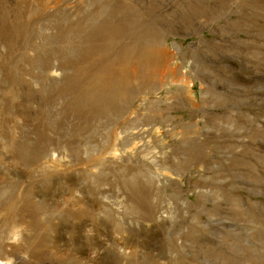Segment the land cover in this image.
<instances>
[{"label":"rangeland","instance_id":"obj_1","mask_svg":"<svg viewBox=\"0 0 264 264\" xmlns=\"http://www.w3.org/2000/svg\"><path fill=\"white\" fill-rule=\"evenodd\" d=\"M9 261L264 264V0H0Z\"/></svg>","mask_w":264,"mask_h":264},{"label":"bare ground","instance_id":"obj_2","mask_svg":"<svg viewBox=\"0 0 264 264\" xmlns=\"http://www.w3.org/2000/svg\"><path fill=\"white\" fill-rule=\"evenodd\" d=\"M114 29H115V28H114ZM106 37H107V36H106ZM109 39H110V38H109ZM111 40H112V39H111ZM111 40H110V41H111ZM110 41H109V42H110ZM119 43H120V42H119ZM111 44L113 45V43H111ZM109 45H110V44H109ZM110 46H111V45H110ZM113 46H114V45H113ZM131 46H132V45H131ZM132 47H133V46H132ZM107 48H108V46H107ZM85 49H86V48H85ZM103 50H104V48H103ZM121 51H122V50H121ZM128 51H129V50H128ZM99 52H100V51H99ZM103 52H104V51H103ZM106 52H107V51H106ZM117 54H118V53H117ZM131 54H132V53H131ZM104 55H105V54H104ZM126 56H127V55H126ZM106 59H107V58H106ZM120 60H121V59H120ZM108 61H109V60H108ZM143 61H144V60H143ZM111 62H112V60H111ZM111 62H110V63H111ZM120 62H121V61H120ZM105 63H106V62H105ZM141 63H142V62H141ZM111 65H112V64H111ZM94 66H95V65H94ZM138 66H139L138 69H140V65H138ZM95 67H97V66H95ZM99 67H100V66H99ZM129 67H130V66H129ZM105 68H106V67H105ZM119 68H120V67H119ZM142 69H143V67H142ZM94 70H95V69H94ZM101 70L104 71V69H100V71H101ZM97 71H98V70H97ZM88 72H89V71H88ZM104 72H105V71H104ZM128 72H129V71H128ZM95 73H96V72H95ZM97 73H98V72H97ZM99 73H100V72H99ZM102 73H103V72H102ZM92 74H93V73H92ZM135 74H136L135 71L133 72V74L130 73V75H134V76H135ZM93 75H94V74H93ZM101 75H102V74H101ZM137 75H138V73H137ZM94 76H95V75H94ZM102 76H103V75H102ZM124 77H126V76H124ZM135 77H136V76H135ZM93 78H94V77H93ZM108 78H109V77H108ZM115 78H116V77H115ZM120 78H121V77H120ZM124 79H125V78H124ZM92 80H93V79H92ZM96 80H97V79H96ZM99 80H100V78H99ZM86 81H87V80H86ZM105 81H106V80H105ZM105 81H104V82H105ZM88 82H89V80H88ZM98 82H99V81H98ZM86 83H87V82H86ZM94 83H95V82H94ZM89 85H90V84H89ZM97 85H98V84H97ZM92 86H93V85H92ZM85 87H86V86H85ZM94 87H95V86H94ZM83 88H84V86H83ZM82 90H83V89H82ZM87 90H88V89H87ZM85 91H86V89H85ZM85 91H84V92H85ZM91 91H92V90H91ZM88 92H89V91H88ZM100 93H101V92H100ZM82 94H83V93H82ZM98 95H99V94H98ZM90 96H91V95H90ZM87 97H88V96H87ZM97 97H98V96H97ZM82 98H83V97H82ZM85 98H86V97H85ZM85 98H84V100H85ZM80 99H81V98H80ZM84 100H83V101H84ZM89 100H90V99H89ZM87 101H88V100H87ZM92 101H93V100H92ZM110 101H111V100H110ZM90 102H91V100H90ZM95 102H96V101H95ZM98 103H99V102H98ZM92 104H93V103H92ZM5 264H6V263H5Z\"/></svg>","mask_w":264,"mask_h":264},{"label":"clouds","instance_id":"obj_3","mask_svg":"<svg viewBox=\"0 0 264 264\" xmlns=\"http://www.w3.org/2000/svg\"><path fill=\"white\" fill-rule=\"evenodd\" d=\"M21 232H22V229H20L19 227H15L13 229V242L14 243L19 242V240L21 239ZM9 264H11V261H9Z\"/></svg>","mask_w":264,"mask_h":264}]
</instances>
